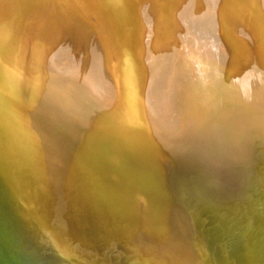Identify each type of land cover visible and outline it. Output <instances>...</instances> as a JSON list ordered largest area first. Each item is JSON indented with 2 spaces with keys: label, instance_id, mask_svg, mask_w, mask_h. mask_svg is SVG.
<instances>
[{
  "label": "bare ground",
  "instance_id": "obj_1",
  "mask_svg": "<svg viewBox=\"0 0 264 264\" xmlns=\"http://www.w3.org/2000/svg\"><path fill=\"white\" fill-rule=\"evenodd\" d=\"M259 157L264 0H0V171L64 257L204 264L174 196Z\"/></svg>",
  "mask_w": 264,
  "mask_h": 264
},
{
  "label": "water",
  "instance_id": "obj_2",
  "mask_svg": "<svg viewBox=\"0 0 264 264\" xmlns=\"http://www.w3.org/2000/svg\"><path fill=\"white\" fill-rule=\"evenodd\" d=\"M260 161L259 157L255 166L251 160V165L236 171L238 176L244 169L238 183L242 187L236 186L237 182L232 186L191 179L188 189L174 196L178 207L190 216L196 249L203 251L200 260L204 264H264V162ZM17 204L0 171V264H84L58 252L33 219L26 224L18 212L21 209L14 208ZM225 227H236L239 233L230 237L223 231ZM114 240L106 251L111 257L119 255L113 257L115 263L142 264L137 260L143 257L121 251L123 239ZM213 241L217 243L214 248ZM223 255L226 263L219 260Z\"/></svg>",
  "mask_w": 264,
  "mask_h": 264
},
{
  "label": "rangeland",
  "instance_id": "obj_3",
  "mask_svg": "<svg viewBox=\"0 0 264 264\" xmlns=\"http://www.w3.org/2000/svg\"><path fill=\"white\" fill-rule=\"evenodd\" d=\"M250 15H251V18H258L259 17V8L255 5V4H252L251 5V9H250Z\"/></svg>",
  "mask_w": 264,
  "mask_h": 264
}]
</instances>
